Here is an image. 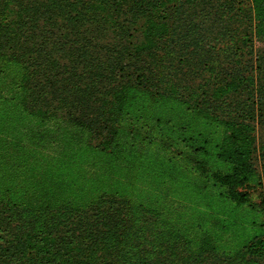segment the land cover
Instances as JSON below:
<instances>
[{
    "label": "trees",
    "instance_id": "obj_1",
    "mask_svg": "<svg viewBox=\"0 0 264 264\" xmlns=\"http://www.w3.org/2000/svg\"><path fill=\"white\" fill-rule=\"evenodd\" d=\"M259 39L264 0H0V61L22 64L18 87L31 114L61 116L110 144L135 93L176 100L223 126L216 155L227 169L209 178L250 205L264 123ZM167 224L117 194L85 206H33L8 194L0 264H264V232L228 251L209 233L194 247Z\"/></svg>",
    "mask_w": 264,
    "mask_h": 264
},
{
    "label": "rangeland",
    "instance_id": "obj_2",
    "mask_svg": "<svg viewBox=\"0 0 264 264\" xmlns=\"http://www.w3.org/2000/svg\"><path fill=\"white\" fill-rule=\"evenodd\" d=\"M256 47L262 57L264 39ZM22 75L21 63L0 61V196L85 206L117 194L156 209L169 229L195 239L194 247L209 233L220 249L236 251L264 232V123L257 127L254 205L239 204L209 178L227 169L216 155L223 126L176 100L135 93L120 135L108 144L61 116L31 114L21 103Z\"/></svg>",
    "mask_w": 264,
    "mask_h": 264
},
{
    "label": "crops",
    "instance_id": "obj_3",
    "mask_svg": "<svg viewBox=\"0 0 264 264\" xmlns=\"http://www.w3.org/2000/svg\"><path fill=\"white\" fill-rule=\"evenodd\" d=\"M256 235H257V234H256ZM256 235H255V236H256ZM255 236H254V237H255ZM254 237H253V238H254ZM243 246H244V245H243ZM241 247H242V246H241ZM241 247H240V248H241ZM240 248H239V249H240Z\"/></svg>",
    "mask_w": 264,
    "mask_h": 264
}]
</instances>
